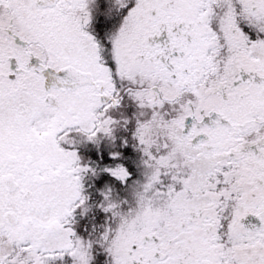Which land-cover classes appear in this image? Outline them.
Returning <instances> with one entry per match:
<instances>
[{
  "label": "snow or ice",
  "instance_id": "1",
  "mask_svg": "<svg viewBox=\"0 0 264 264\" xmlns=\"http://www.w3.org/2000/svg\"><path fill=\"white\" fill-rule=\"evenodd\" d=\"M0 264H264V0H0Z\"/></svg>",
  "mask_w": 264,
  "mask_h": 264
}]
</instances>
